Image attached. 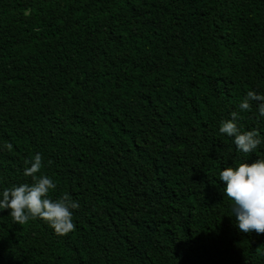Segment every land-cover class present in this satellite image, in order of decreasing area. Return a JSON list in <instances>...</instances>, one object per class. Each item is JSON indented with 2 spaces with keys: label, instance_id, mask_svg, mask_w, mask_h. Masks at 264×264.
Masks as SVG:
<instances>
[{
  "label": "trees",
  "instance_id": "1",
  "mask_svg": "<svg viewBox=\"0 0 264 264\" xmlns=\"http://www.w3.org/2000/svg\"><path fill=\"white\" fill-rule=\"evenodd\" d=\"M248 91L264 0H0V192L39 153L50 198L79 203L63 236L0 210V264H264L218 179L264 159L219 132L237 111L264 139Z\"/></svg>",
  "mask_w": 264,
  "mask_h": 264
},
{
  "label": "clouds",
  "instance_id": "2",
  "mask_svg": "<svg viewBox=\"0 0 264 264\" xmlns=\"http://www.w3.org/2000/svg\"><path fill=\"white\" fill-rule=\"evenodd\" d=\"M257 102V111L264 117V94L248 91L238 105L240 112L252 111ZM239 112L233 111L231 119L220 122L219 132L234 138L238 152L249 156L264 142L258 130L242 131L237 121ZM12 151L13 145L4 146ZM30 165V166H29ZM43 167V157L37 153L25 160L23 175L31 177L32 183H21L6 187L0 192V210H8L14 223L24 225L31 220L46 222L56 235L63 236L75 230L73 211L79 203L68 194L51 199L50 193L56 184L47 175H38ZM223 182V195L232 201L235 226L241 233L264 234V159L257 158L252 163H240L236 167H225L219 172Z\"/></svg>",
  "mask_w": 264,
  "mask_h": 264
}]
</instances>
